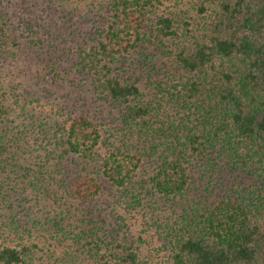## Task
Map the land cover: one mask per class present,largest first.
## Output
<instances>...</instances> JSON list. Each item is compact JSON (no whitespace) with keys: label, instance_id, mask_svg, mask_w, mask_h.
Returning <instances> with one entry per match:
<instances>
[{"label":"trees","instance_id":"trees-1","mask_svg":"<svg viewBox=\"0 0 264 264\" xmlns=\"http://www.w3.org/2000/svg\"><path fill=\"white\" fill-rule=\"evenodd\" d=\"M0 264H264V0H0Z\"/></svg>","mask_w":264,"mask_h":264}]
</instances>
